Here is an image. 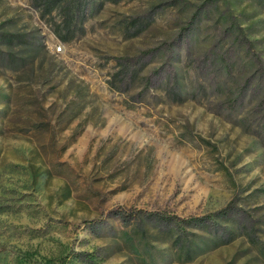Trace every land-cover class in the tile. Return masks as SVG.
Listing matches in <instances>:
<instances>
[{"label": "rangeland", "instance_id": "rangeland-1", "mask_svg": "<svg viewBox=\"0 0 264 264\" xmlns=\"http://www.w3.org/2000/svg\"><path fill=\"white\" fill-rule=\"evenodd\" d=\"M259 75L264 0H0V264H264Z\"/></svg>", "mask_w": 264, "mask_h": 264}, {"label": "trees", "instance_id": "trees-1", "mask_svg": "<svg viewBox=\"0 0 264 264\" xmlns=\"http://www.w3.org/2000/svg\"><path fill=\"white\" fill-rule=\"evenodd\" d=\"M50 4V3H49ZM48 4V5H49ZM69 22H65L64 29L62 31H58V35L61 38V40L66 43L70 40V37L73 36L74 33V26L72 25L70 27ZM3 41L6 45H13L15 42H18L20 44H24L25 41L21 37H14L11 34H4L2 35ZM13 39H17V41H13ZM264 79L263 75H259L255 82H252L251 80L246 81V87L249 88L252 91V94H256L255 99L253 102H264V83L261 85L260 82ZM256 82H258L256 84ZM260 98L261 100H258ZM249 103H252L251 99L249 100ZM257 106V105H256ZM251 107V106H250ZM255 108L253 109V111ZM249 114H246V117H242L241 120H239V125L243 128L244 132L250 133V115L253 112L252 109H248ZM264 118V117H263ZM262 118V119H263ZM261 134L255 135V137H260L262 143H264V123L260 126ZM252 135V134H250ZM264 147V145H263ZM142 214L144 218L149 222H157V223H163L168 226H173L175 230L179 232V235L183 240H185V249L188 248V237L191 235L187 229L193 228L198 230H213L217 232V234L220 232V228L225 227V230L227 227H233V229H229L228 233L226 235H223L219 237L218 240H216L218 243H226L227 241L233 239L235 235H247L249 239L253 238L251 235L252 232H255V225L253 222L246 220V215L235 205L234 201H231L227 204L223 209L214 212L212 214H207L204 216L199 217H191V218H179L177 216H165L163 214H157L155 212H143L138 211V215ZM118 219L122 221V223H127L128 220L125 219L121 214H118ZM139 217V216H138ZM254 235V234H253ZM255 236V235H254ZM180 238V239H181ZM216 242V243H217ZM217 245V244H216ZM190 247L187 249L189 250ZM77 257L79 258V262H82L84 264H93L91 259L90 253L80 252L77 254Z\"/></svg>", "mask_w": 264, "mask_h": 264}, {"label": "built area", "instance_id": "built-area-1", "mask_svg": "<svg viewBox=\"0 0 264 264\" xmlns=\"http://www.w3.org/2000/svg\"><path fill=\"white\" fill-rule=\"evenodd\" d=\"M60 52H62V47L61 46H58V47L54 48V53L58 54Z\"/></svg>", "mask_w": 264, "mask_h": 264}]
</instances>
